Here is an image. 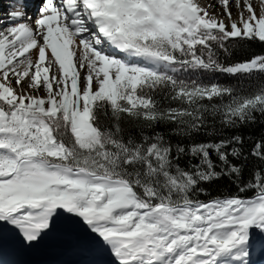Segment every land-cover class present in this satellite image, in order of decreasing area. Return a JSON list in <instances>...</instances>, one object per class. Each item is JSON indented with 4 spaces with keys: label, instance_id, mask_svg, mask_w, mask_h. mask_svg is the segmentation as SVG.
Instances as JSON below:
<instances>
[{
    "label": "snow or ice",
    "instance_id": "1",
    "mask_svg": "<svg viewBox=\"0 0 264 264\" xmlns=\"http://www.w3.org/2000/svg\"><path fill=\"white\" fill-rule=\"evenodd\" d=\"M254 45L264 0H41L34 16L29 0L0 3V264H257L264 136L245 152L236 130L264 117V86L190 78L264 77V54L221 60ZM161 124L221 138L173 143ZM224 178L231 194L201 199Z\"/></svg>",
    "mask_w": 264,
    "mask_h": 264
},
{
    "label": "trees",
    "instance_id": "2",
    "mask_svg": "<svg viewBox=\"0 0 264 264\" xmlns=\"http://www.w3.org/2000/svg\"><path fill=\"white\" fill-rule=\"evenodd\" d=\"M231 51H232L231 57H225L223 54H221V60L223 63L230 64V63H234L237 61L250 58L251 56H254V55L264 54V47H261L259 45H254L250 48L247 46L236 47V48L231 49ZM190 78L198 79L204 83H220L222 85L232 86L236 90V93L245 95V96L252 94V92L258 90L260 86H264V77L241 78V77L226 76V75H222L219 73H215V74L200 73V74H190ZM156 99L160 101V106L162 108L177 106L174 102L165 100L163 98V95L157 96ZM102 123L110 125L112 121L111 119H106L102 121ZM121 124H122V127L125 129L126 137L128 135H132V136H135L136 139H139L138 126L128 123L126 121H122ZM216 126L219 127L218 124ZM172 127L174 126L161 124V125H157L156 128L152 131L161 132L162 134L166 136V138L171 139L173 143L181 142L185 145L192 143V142H205L208 140H216V139L221 138L217 136L208 137V136L201 134V135H195L193 140H188L187 138H184L183 140H181L180 138L176 136H171L169 134L170 129ZM145 131H148V130H145ZM149 134H151V132H149ZM232 134H234L233 130H226V133H225L226 136H230ZM236 134H241L245 137L244 150L245 152H247L248 149L251 148V142L257 141L262 136H264V117L257 115V122L255 124L244 126L241 129L236 130ZM249 137H251V141L249 140ZM180 163L182 166L186 167L187 158H184L183 160H181ZM249 167H251V163L249 164ZM203 186L206 187L208 192L211 194L210 196L201 197V199H204V200L211 199L212 197H215L217 195L231 194L234 191V185H232L231 182L227 178H224L220 181H216L211 184L203 185ZM247 196L251 197L252 193L251 192L248 193Z\"/></svg>",
    "mask_w": 264,
    "mask_h": 264
},
{
    "label": "bare ground",
    "instance_id": "3",
    "mask_svg": "<svg viewBox=\"0 0 264 264\" xmlns=\"http://www.w3.org/2000/svg\"><path fill=\"white\" fill-rule=\"evenodd\" d=\"M3 3V1H2ZM6 4V3H5ZM255 258V257H254ZM85 258L66 255H48L43 253L27 254L24 264H82ZM260 260V259H259Z\"/></svg>",
    "mask_w": 264,
    "mask_h": 264
},
{
    "label": "rangeland",
    "instance_id": "4",
    "mask_svg": "<svg viewBox=\"0 0 264 264\" xmlns=\"http://www.w3.org/2000/svg\"><path fill=\"white\" fill-rule=\"evenodd\" d=\"M254 259H256L257 262H261L260 260H264V257H261V256H257L255 257ZM260 259V260H259ZM26 264V263H25Z\"/></svg>",
    "mask_w": 264,
    "mask_h": 264
}]
</instances>
